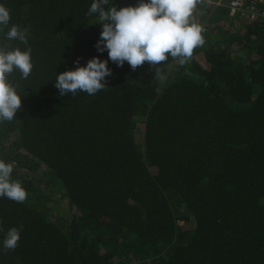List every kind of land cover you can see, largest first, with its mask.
Segmentation results:
<instances>
[{
    "label": "trees",
    "instance_id": "trees-1",
    "mask_svg": "<svg viewBox=\"0 0 264 264\" xmlns=\"http://www.w3.org/2000/svg\"><path fill=\"white\" fill-rule=\"evenodd\" d=\"M209 1L189 19L203 46L160 62L161 82L97 52L94 0H0V45L30 47L33 65L8 76L22 104L0 122V160L28 194L0 197V264H264V22ZM13 25L28 45L6 39ZM97 56L107 87L61 96L56 76Z\"/></svg>",
    "mask_w": 264,
    "mask_h": 264
},
{
    "label": "clouds",
    "instance_id": "clouds-1",
    "mask_svg": "<svg viewBox=\"0 0 264 264\" xmlns=\"http://www.w3.org/2000/svg\"><path fill=\"white\" fill-rule=\"evenodd\" d=\"M197 3L198 0H139L136 6L118 10L111 5L106 10L109 0H94L87 14L98 15V24L102 27L94 47L101 54L107 51L108 60L118 67L127 62L135 71L147 62L156 72L155 79L163 82L164 76L157 67L160 62L170 55L184 65L194 49L204 44L202 27L189 22ZM9 21V9L0 4V25L7 26ZM6 39L28 45V29L13 25ZM31 51L30 47L21 51L0 45V122L12 121L21 108L22 99L8 76L18 70L23 79L29 77L33 67ZM108 60L102 61L97 56L88 60L86 66H80L77 58L75 70L56 76L54 87L61 96L77 92L93 96L107 87L106 78L112 75ZM12 172L13 164L0 160V197L23 203L28 194L18 181L12 180ZM19 240L20 229L10 228L3 241L5 252L15 250Z\"/></svg>",
    "mask_w": 264,
    "mask_h": 264
},
{
    "label": "built area",
    "instance_id": "built-area-1",
    "mask_svg": "<svg viewBox=\"0 0 264 264\" xmlns=\"http://www.w3.org/2000/svg\"><path fill=\"white\" fill-rule=\"evenodd\" d=\"M208 1L206 3H212ZM214 5L225 7L231 19L249 18L264 22V0H218Z\"/></svg>",
    "mask_w": 264,
    "mask_h": 264
},
{
    "label": "rangeland",
    "instance_id": "rangeland-1",
    "mask_svg": "<svg viewBox=\"0 0 264 264\" xmlns=\"http://www.w3.org/2000/svg\"><path fill=\"white\" fill-rule=\"evenodd\" d=\"M206 1L207 0H200V2H204V3H206ZM216 6H214L213 8H215ZM196 19H194L193 20V22H191V23H197V22H194ZM203 25H201V27H202V29L204 28V26H205V23H202Z\"/></svg>",
    "mask_w": 264,
    "mask_h": 264
}]
</instances>
